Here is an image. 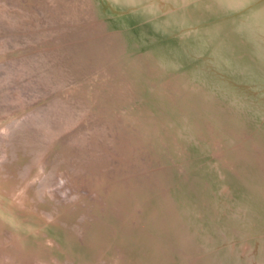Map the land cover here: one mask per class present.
Returning <instances> with one entry per match:
<instances>
[{"label":"bare ground","instance_id":"bare-ground-1","mask_svg":"<svg viewBox=\"0 0 264 264\" xmlns=\"http://www.w3.org/2000/svg\"><path fill=\"white\" fill-rule=\"evenodd\" d=\"M6 4L8 2L1 5ZM86 4L95 9L96 20L104 26L101 31L112 30L107 36L120 42L126 49L120 50L122 53L119 56H134L133 64L140 67L146 59L153 63L150 66L152 73L146 71L142 80L149 77V81H156L158 86L163 85L158 89L164 92L161 95H164V99L155 97L156 93H152L155 85H149L140 92L138 99L124 109L142 117L146 127L157 128V135L163 133L166 138L172 140L174 154L188 153L186 157L189 161L185 162L187 175L180 173L178 165L173 163V166L163 169L158 167L146 173L132 174L134 171L128 169L118 171L113 174L115 178H124L129 174L130 176L113 181L109 177L110 173H107V163L99 164L88 156L90 162L86 164L87 157L76 156L78 165L70 164L71 159L66 158L59 164L61 166H58L69 169V174L75 176L64 179L69 183L63 180L68 185L63 183L64 186L59 190L57 185L49 184L50 189L44 194V197H47V201H44L46 204H42L33 201L37 200L40 194L35 193L36 199L30 193L39 188L38 181L33 182L34 186L31 187L23 180L24 173L21 171L28 160L27 155H21L14 165L7 164L3 159L5 154L0 150V211L10 217H17L6 219L1 225L5 226L8 222L19 233L30 231L32 235L30 234L29 239L33 240L35 246L29 247L28 250L33 254L36 247L37 250L43 248V244L38 242L40 240L48 245L52 254L54 250L57 253L59 251V257L54 262L60 259L70 263L72 256L77 255L85 262L88 261L86 264H95L99 256L107 259L109 264L115 257L119 258V263L122 264H264L258 259L264 252V169L261 164L253 166L254 170L240 169L237 166L223 167L224 164L219 163L217 155H211L213 148H209L208 143L205 147L200 146L191 134L192 124L195 125L196 120L204 122L208 115L206 112L202 115L196 113V109L201 110L198 102L202 99L205 102H213V109L218 115H208L207 118L216 123H225L228 116L230 121H233L231 125L236 124L241 128L240 133L246 131L254 136L256 142L263 143L264 0H86ZM25 17L27 18V15ZM140 52H144V55H140ZM197 91L203 95L196 96L195 94L199 93ZM110 94L109 92L107 96ZM151 119L155 120L153 124L148 123ZM17 125L18 123H15L8 129ZM164 127L168 128L166 132ZM195 129L199 131L200 128L196 126ZM248 140L250 141V138ZM189 141L193 142L194 150L189 149V145L187 150H184L182 142L188 144ZM250 146V143H246L243 148L248 149ZM168 152L171 153L169 150ZM226 156L229 160L233 159V152H227ZM162 157L167 160L164 155ZM5 163L9 168H3ZM70 166H75L78 170L73 171L71 168V171ZM149 166L151 164L146 165L147 168ZM235 169H238L237 173H240L241 177L236 176ZM213 170L218 172L217 175ZM42 173L44 175V171ZM8 174H13L16 179ZM180 174H183L182 179L179 178ZM60 175L66 177V171ZM57 177L54 178L56 181L63 178ZM86 177L98 180L96 184H92L91 181L85 180ZM107 181L111 184L105 185ZM155 182L160 184L157 190H145ZM83 186L95 188L94 198L89 194L80 193ZM162 186L167 188L165 192L160 188ZM225 186L226 189L223 188ZM226 191L230 192L224 196ZM222 198L232 203L228 210H234L230 214L226 210L229 216L220 223L214 202ZM87 204H93L94 213L99 216L103 212L100 208L105 207L107 221H103L102 216L99 219L92 216V212L87 210ZM5 205L6 209L2 207ZM16 209L28 219L20 218L23 214ZM198 211L206 212V218H199ZM48 213L53 215L52 225L47 224L49 226H44L45 229L42 226L44 231L37 232L38 234L31 231L41 226V220L38 218L40 215L50 219ZM234 213H240L245 218L240 219V214L237 216ZM82 214L84 219L78 220ZM209 214H213V217ZM197 217L202 223L200 230L204 231L203 235L207 237H200L201 231H193L191 225L196 224L194 222ZM198 219L197 225L201 224ZM214 221H218L226 230L228 240L236 230L235 236L239 237L238 240L249 235L243 232V229L257 234L255 243V239H247L251 245L254 243L255 247L250 251L242 248L231 253L228 250L230 245L221 244L223 239ZM116 226L121 227L123 238L118 236ZM79 235H82L84 245L80 243ZM48 239L52 241V245ZM23 240L25 243L30 242L25 236ZM235 244L232 243V247H235ZM14 246L16 249V245ZM201 253L205 255L197 256ZM28 259L31 262L30 256ZM22 260L24 259L20 261Z\"/></svg>","mask_w":264,"mask_h":264},{"label":"rangeland","instance_id":"rangeland-1","mask_svg":"<svg viewBox=\"0 0 264 264\" xmlns=\"http://www.w3.org/2000/svg\"><path fill=\"white\" fill-rule=\"evenodd\" d=\"M5 1L11 4L2 6L1 4H5ZM7 10L8 12H6ZM26 15L27 18L25 17ZM96 19L95 9L93 10L91 5L89 7V4H86V0H43L41 2L38 0H0V150L7 158H3L7 164L12 163L14 165L18 162L21 155L23 157L27 155L26 164L28 165L24 164V170L21 172L24 173L23 180L29 183L31 187L34 186L33 182L38 181L39 186H36L39 188L30 192L34 198L36 197L35 193L40 194L38 199L36 197L37 200H33L34 202L39 201L42 204H46L44 201H47V197H44V194L49 191V184L57 185L58 190L64 184L68 185L64 182L66 181L64 179L72 178L75 174L73 176V174H69V169H63L58 166H61L59 164L63 163L66 158L71 159L70 164L78 165L77 162L79 161L75 158L76 156L87 157V160H85L86 164L90 162L88 156L89 159H95L99 164L107 163V173H110L109 177L113 181L130 176L129 174L124 178H115L113 174L118 171H127L128 169L129 171H134L132 174L146 173V171L156 170L158 167L163 169L166 166H173V163L178 165L177 169L180 168L178 169L180 173L185 174L187 172L185 162L189 161L186 157L188 153L174 154L172 151V147H174L172 140L166 138L163 133L160 134L162 137L157 135V128L150 129L146 127L144 124L145 120L142 117L136 113L134 114L131 110L124 109L138 99L140 92H143L144 87L147 88L149 85H155L154 91L156 92L152 91V93H156L155 97L164 99V95L161 96L164 92L158 89V87L160 88L163 85L158 86L156 81H149V77L146 80H142L146 71L152 73L150 66L153 63L151 60L146 59L142 67H140L137 64H133L134 56L126 58L125 56H119L126 49L120 42L115 41L111 36H107V34L112 33V30L102 32L101 30H103L104 26L100 25L101 23H98L99 20L97 21ZM139 54L144 55V52ZM196 84L198 85L199 83ZM109 92L111 94L107 96ZM197 92L199 93H196V96L200 97V95H203L202 92ZM184 100L186 99L184 98ZM216 100L221 101L220 98H216ZM189 103L192 105L191 102ZM198 104L201 110L196 109L197 114L202 115L206 112L208 115L218 117L213 109V106H215L213 102H205L201 99ZM208 115L205 117L204 122L196 120V124H192L193 132L191 134L194 136V141L204 147L208 143V147L213 148L212 152H210L211 155L215 153L220 161L219 163L223 162L221 163V165L224 164L223 167L237 166L240 169L254 170L253 166H260L261 164L262 169H264V141L260 144L254 140L252 134H248L246 131L240 133L241 128H238L236 124L231 125L233 121L231 122L228 116L226 117L227 122L216 123L207 118ZM151 120L148 123L153 124L155 120ZM15 123H18V125L9 130L8 127ZM196 126L200 128L199 131L201 132L195 129ZM42 130H45V133ZM164 130L166 132L168 128L164 127ZM194 130H197V132H194ZM81 131L83 132L81 133ZM249 138L250 141L248 140ZM158 140L161 141L159 142ZM246 143L251 144L248 149L243 148ZM9 144L10 146H8ZM183 144L184 150H187L188 145L189 149L194 148L193 142L189 141L188 144L182 142ZM226 151L233 152V159L230 158L229 160L227 158ZM64 155L66 156L64 157ZM163 155L170 162L165 160L162 157ZM257 157L262 159H257ZM51 160L52 162H50ZM6 163L4 165H7ZM149 164L151 166L147 168L146 165ZM4 165L3 168H9V165ZM50 165L51 169L49 168ZM71 168L73 171L78 170L75 166H70V170ZM43 171L44 175H42ZM65 171L66 177L61 176L60 174ZM213 171L217 175L218 172L216 170ZM234 172L236 176L241 177L240 173H237L238 169H235ZM58 173V177L63 178L56 181ZM8 175L16 179L13 174ZM177 176L179 175L177 174ZM182 176L183 174H180L179 178L182 179ZM85 180L96 184L98 178L94 180L91 177H86ZM60 181L62 183L59 184ZM110 184L107 181L105 185ZM154 185L147 186L148 188L146 187L145 190H157L160 184L155 182ZM160 188L164 190L163 192L167 190L165 186ZM223 188L226 189L227 187ZM94 189L90 186H83L80 189V193L89 194L94 198ZM229 192L226 191L224 196L228 195ZM222 199L224 200V198ZM221 200L218 199L214 202V204L216 203L214 209L220 223L234 210V208H232V211L228 210L232 204L230 201L228 202L225 199L223 202ZM77 205H80V201ZM87 205L89 207L87 210L92 212V216L98 219L102 216V220L107 221L104 213L105 207L100 208L103 212L99 216L94 213L93 204ZM2 207L6 209L7 206ZM198 213H200L197 215L199 218H202V216L203 219L206 218V212L198 211ZM224 214L225 216H223ZM234 214L237 215V213ZM48 215L50 219L40 215L38 218L41 220V226L31 231L38 234L37 232L44 231V226L46 228L49 226L47 224L52 225L53 215L51 213H48ZM83 215L78 220L84 219L85 216ZM209 215L211 218L213 217V214ZM20 216V218L28 219L24 214ZM12 217L17 219L14 215ZM12 217L0 211V225L6 219H13ZM239 218L243 219L245 217L240 214ZM197 219L195 222L192 220L196 223L191 225V227L193 226V231L197 233L201 231L202 234L199 232L200 237H207V235H203L205 234L204 231L200 230L202 223L199 219L198 223L200 222L201 224L197 225ZM205 221L209 223V221ZM218 221H214L215 224L212 223L220 230V237L223 239L221 244L230 245L228 250L231 253L242 248L250 251L255 247L254 243L258 238L256 237L257 234H251L242 228L243 232L248 233L251 237L249 235V237L241 235L245 241L242 237H240L241 240H238L239 237L235 236L237 234L236 230L235 234L230 237L231 240H228L229 236L226 230L221 227ZM26 223L32 227L30 223ZM7 224L0 226V254H2L0 255V264H4L5 261H7V264H48V261L49 263L53 261L52 264H86L88 262H85L82 257L77 255L72 256L70 263L68 260L60 259L54 262L55 259H58V253L60 252L58 251L57 253L54 250L52 254L51 251L49 252L50 248H48V245L41 242V240L38 242L43 244V248L37 250L36 247L33 254L31 250H28L29 247L34 248L35 246L33 240L29 239L32 233L25 230L23 233H19L14 227L10 226V223L7 222ZM119 226H116L115 229H118H116L119 232L118 236L122 237V229L121 227L118 228ZM196 227L197 229H195ZM24 236L30 242L25 243L23 240ZM79 236L81 238L80 243L84 245L82 235ZM3 238L5 239L3 240ZM249 238L255 239L252 245L247 240ZM50 241L49 244L52 245V241L51 243ZM232 243H238V245L235 244V247L239 249L232 247ZM57 244L59 245V242ZM14 245H16V249L18 248L17 251ZM10 247L13 249H9ZM6 253L8 254L6 255ZM203 255L205 253L197 256ZM14 256L15 259H13ZM16 256H19V260ZM29 256L32 258L31 262L28 259ZM20 258L24 260L20 261ZM258 259L264 263V252L259 255ZM110 261L112 262L111 264H122L119 263V258L116 259V257ZM107 262V259L99 256L96 263L106 264Z\"/></svg>","mask_w":264,"mask_h":264}]
</instances>
